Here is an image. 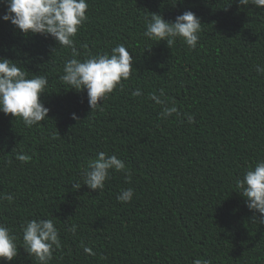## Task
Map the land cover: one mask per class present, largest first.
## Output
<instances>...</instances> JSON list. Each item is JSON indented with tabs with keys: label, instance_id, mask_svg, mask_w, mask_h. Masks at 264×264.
Segmentation results:
<instances>
[{
	"label": "trees",
	"instance_id": "16d2710c",
	"mask_svg": "<svg viewBox=\"0 0 264 264\" xmlns=\"http://www.w3.org/2000/svg\"><path fill=\"white\" fill-rule=\"evenodd\" d=\"M0 264H264V0H0Z\"/></svg>",
	"mask_w": 264,
	"mask_h": 264
}]
</instances>
